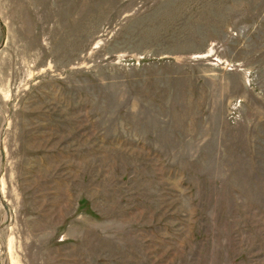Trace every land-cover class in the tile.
<instances>
[{
    "label": "rangeland",
    "instance_id": "1",
    "mask_svg": "<svg viewBox=\"0 0 264 264\" xmlns=\"http://www.w3.org/2000/svg\"><path fill=\"white\" fill-rule=\"evenodd\" d=\"M0 145V264H264V0H0Z\"/></svg>",
    "mask_w": 264,
    "mask_h": 264
},
{
    "label": "water",
    "instance_id": "2",
    "mask_svg": "<svg viewBox=\"0 0 264 264\" xmlns=\"http://www.w3.org/2000/svg\"><path fill=\"white\" fill-rule=\"evenodd\" d=\"M3 128H4V126H3ZM0 154H1V161H3V159H4V152H3L2 145H0Z\"/></svg>",
    "mask_w": 264,
    "mask_h": 264
}]
</instances>
